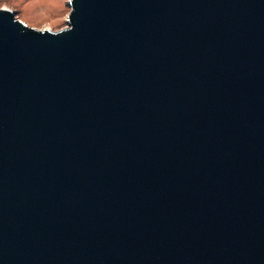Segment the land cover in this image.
Wrapping results in <instances>:
<instances>
[{
  "label": "water",
  "instance_id": "1",
  "mask_svg": "<svg viewBox=\"0 0 264 264\" xmlns=\"http://www.w3.org/2000/svg\"><path fill=\"white\" fill-rule=\"evenodd\" d=\"M0 7V264H264V0Z\"/></svg>",
  "mask_w": 264,
  "mask_h": 264
},
{
  "label": "rangeland",
  "instance_id": "2",
  "mask_svg": "<svg viewBox=\"0 0 264 264\" xmlns=\"http://www.w3.org/2000/svg\"><path fill=\"white\" fill-rule=\"evenodd\" d=\"M69 0H0L1 8L16 12L31 27L58 31L68 26Z\"/></svg>",
  "mask_w": 264,
  "mask_h": 264
}]
</instances>
